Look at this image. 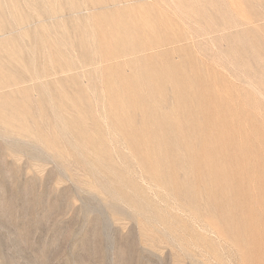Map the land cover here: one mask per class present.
Returning <instances> with one entry per match:
<instances>
[{"label": "rangeland", "instance_id": "obj_1", "mask_svg": "<svg viewBox=\"0 0 264 264\" xmlns=\"http://www.w3.org/2000/svg\"><path fill=\"white\" fill-rule=\"evenodd\" d=\"M237 219H264V0H0V264H251Z\"/></svg>", "mask_w": 264, "mask_h": 264}, {"label": "bare ground", "instance_id": "obj_2", "mask_svg": "<svg viewBox=\"0 0 264 264\" xmlns=\"http://www.w3.org/2000/svg\"><path fill=\"white\" fill-rule=\"evenodd\" d=\"M227 130H228V128L226 126H223V132L222 133L226 134ZM229 133L227 135H225L226 136L225 139H222L218 142L221 145V149H223L225 147V145L228 143L229 137H227V136H229ZM220 163H222V162H220ZM220 170H221L220 166H218V168H216L214 166L213 170L211 171V176H217L218 173H220L219 177H221V180L225 181L227 175L223 174ZM228 177L234 178L232 176H228ZM233 181H236V180L234 179ZM227 183L228 182L225 183L224 188L228 187L227 189L230 190L231 185L227 184ZM232 188L234 189L235 192H237L240 187L238 184L237 187L234 186V187H231V189ZM233 189L231 191L234 193ZM231 191H229V192H231ZM224 202H226V201H224ZM251 212H254V211L251 210ZM220 221H221V219H220ZM227 221H230V220H227ZM227 221H226V223H227ZM230 224H231V222H230ZM235 224H236V229L233 230V231H235L234 235H232V236L229 235L228 231H230V230L228 227H227L228 228L227 229L226 226H225V228H220L221 231H219V232H221V234H224L226 237L233 238L235 240V242H237L239 244V246H241V248L244 250L245 258L249 263L255 264L256 258H259L257 260L258 262H261V261L263 262V259H264V254H263L264 253V219H237ZM223 225H225V224H223Z\"/></svg>", "mask_w": 264, "mask_h": 264}]
</instances>
